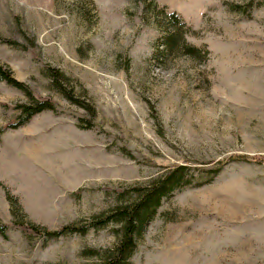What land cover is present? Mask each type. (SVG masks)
<instances>
[{
    "label": "rangeland",
    "instance_id": "obj_1",
    "mask_svg": "<svg viewBox=\"0 0 264 264\" xmlns=\"http://www.w3.org/2000/svg\"><path fill=\"white\" fill-rule=\"evenodd\" d=\"M169 11L184 23L162 51ZM0 64L56 104L0 134V264L99 260L114 222L44 243L12 221L89 220L177 163L192 182L162 200L132 264H264V160L213 171L264 156V0H0ZM27 101L0 80V127Z\"/></svg>",
    "mask_w": 264,
    "mask_h": 264
},
{
    "label": "trees",
    "instance_id": "obj_2",
    "mask_svg": "<svg viewBox=\"0 0 264 264\" xmlns=\"http://www.w3.org/2000/svg\"><path fill=\"white\" fill-rule=\"evenodd\" d=\"M168 20L171 23L173 30H166L161 35V48L165 50L177 43L175 27L183 25L184 21L181 16L175 11L167 12ZM183 38V37H182ZM5 42L15 43L9 38L3 39ZM17 44V43H16ZM187 51H197L198 47L188 44L185 47ZM52 80L58 85L59 91L71 102L87 108L92 115L95 114V107L89 102L74 97L69 91L65 90L59 84L61 72L56 68H50ZM0 80L22 90L27 98V102H18L14 104V108L19 111L14 118L9 119L3 126L0 127L1 132L7 127H17L27 122L33 115L46 109L55 110V100L50 97L37 95L33 90L22 80L16 78L10 69L0 64ZM233 160H245L262 162L264 156L248 154H233L224 159L217 160L213 171L220 170L223 164ZM211 162V161H209ZM187 165L185 163H177L171 166H166L162 172L150 177L143 183L131 186L130 190L118 188V200L108 209L95 214L89 220L73 221L61 225L55 229H48L37 223H25L14 220L12 223L18 226L24 233L43 235L44 243L52 240L60 235H65L73 232L84 233L90 227H100L109 222L118 224L115 230L118 235L116 243L103 251L99 260L89 264H132L130 259L136 246V240L142 236L143 231L148 222L156 214L162 200L171 194L174 190L183 187L192 182V178L186 176ZM7 223L0 224V234L6 236Z\"/></svg>",
    "mask_w": 264,
    "mask_h": 264
}]
</instances>
